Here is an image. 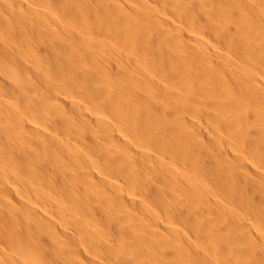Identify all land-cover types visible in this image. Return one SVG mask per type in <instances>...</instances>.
<instances>
[{"label": "bare ground", "instance_id": "obj_1", "mask_svg": "<svg viewBox=\"0 0 264 264\" xmlns=\"http://www.w3.org/2000/svg\"><path fill=\"white\" fill-rule=\"evenodd\" d=\"M0 264H264V0H0Z\"/></svg>", "mask_w": 264, "mask_h": 264}]
</instances>
